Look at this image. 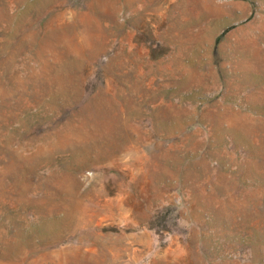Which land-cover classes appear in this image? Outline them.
I'll use <instances>...</instances> for the list:
<instances>
[{
    "label": "rangeland",
    "instance_id": "1",
    "mask_svg": "<svg viewBox=\"0 0 264 264\" xmlns=\"http://www.w3.org/2000/svg\"><path fill=\"white\" fill-rule=\"evenodd\" d=\"M0 264H264V0H0Z\"/></svg>",
    "mask_w": 264,
    "mask_h": 264
}]
</instances>
